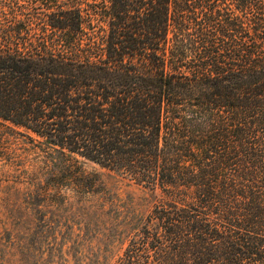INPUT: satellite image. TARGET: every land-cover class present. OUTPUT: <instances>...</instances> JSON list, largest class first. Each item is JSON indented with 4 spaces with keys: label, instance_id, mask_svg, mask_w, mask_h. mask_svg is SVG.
<instances>
[{
    "label": "trees",
    "instance_id": "16d2710c",
    "mask_svg": "<svg viewBox=\"0 0 264 264\" xmlns=\"http://www.w3.org/2000/svg\"><path fill=\"white\" fill-rule=\"evenodd\" d=\"M82 159L157 192L112 264H264V0H0V186Z\"/></svg>",
    "mask_w": 264,
    "mask_h": 264
},
{
    "label": "rangeland",
    "instance_id": "374dc122",
    "mask_svg": "<svg viewBox=\"0 0 264 264\" xmlns=\"http://www.w3.org/2000/svg\"><path fill=\"white\" fill-rule=\"evenodd\" d=\"M99 174L98 191L70 193L61 203H32L27 186H0V264H112L157 192L112 169L82 159ZM38 209V210H37Z\"/></svg>",
    "mask_w": 264,
    "mask_h": 264
}]
</instances>
